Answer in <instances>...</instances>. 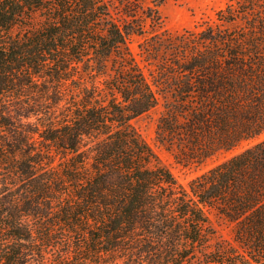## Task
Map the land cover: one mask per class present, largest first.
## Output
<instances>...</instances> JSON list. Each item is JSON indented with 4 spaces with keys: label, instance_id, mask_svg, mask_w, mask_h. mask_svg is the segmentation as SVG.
Returning <instances> with one entry per match:
<instances>
[{
    "label": "trees",
    "instance_id": "16d2710c",
    "mask_svg": "<svg viewBox=\"0 0 264 264\" xmlns=\"http://www.w3.org/2000/svg\"><path fill=\"white\" fill-rule=\"evenodd\" d=\"M144 1L0 0V264H264V140L185 187L131 124L161 107L183 166L262 135L264 0L153 31L141 66Z\"/></svg>",
    "mask_w": 264,
    "mask_h": 264
},
{
    "label": "rangeland",
    "instance_id": "374dc122",
    "mask_svg": "<svg viewBox=\"0 0 264 264\" xmlns=\"http://www.w3.org/2000/svg\"><path fill=\"white\" fill-rule=\"evenodd\" d=\"M106 1L110 5L112 15L117 17L118 13L121 11L123 0ZM229 2L230 0H165L158 7V15L160 17L159 27H156L154 30L149 24V21H147L144 25L146 34L143 36L131 35L129 37V47L140 65L144 66V64L141 62L138 46L144 42L145 38L151 35L153 31H165L166 33L174 35L182 33L185 30H192L195 26L214 19L215 12L225 7V5ZM143 3L144 5L149 4L147 0H145ZM145 72L148 74L146 69ZM160 112L161 107L152 109L151 111L133 119L131 124L156 154L160 165L168 169L173 174L177 182L185 187L193 178L199 176L208 169L240 153L246 148L251 147L255 143L264 140L263 133L257 138L242 141L232 150L219 152L217 155L207 159L199 166H183L174 159L171 152L166 150L155 140V126ZM211 218L213 226L216 230V236L219 239L230 240L231 227L213 215Z\"/></svg>",
    "mask_w": 264,
    "mask_h": 264
}]
</instances>
